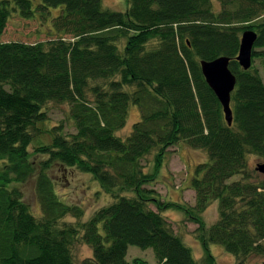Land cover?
Segmentation results:
<instances>
[{"label": "trees", "instance_id": "trees-1", "mask_svg": "<svg viewBox=\"0 0 264 264\" xmlns=\"http://www.w3.org/2000/svg\"><path fill=\"white\" fill-rule=\"evenodd\" d=\"M218 1L219 10L212 0H127L116 11L103 0H40L36 9L31 0H0V264H148L127 259L130 245L151 248L157 264H216L211 243L234 264L264 256V179L248 167L249 155L264 158V0ZM52 8L55 37L1 40L12 11L49 18ZM246 30L257 33L249 69L236 60ZM223 55L236 76L231 125L200 64ZM49 102L69 105L75 130L52 126L51 142L34 148L46 156L36 162L30 147ZM131 105L140 118L123 139L116 132ZM181 142L208 154L191 178L193 205L153 187ZM53 163L91 174L113 201L83 221L79 205L59 198L47 173ZM32 176L40 216L19 186ZM214 201L218 218L208 225L203 213ZM168 209L197 224L201 259L173 230ZM79 243L91 256L76 259Z\"/></svg>", "mask_w": 264, "mask_h": 264}, {"label": "rangeland", "instance_id": "rangeland-1", "mask_svg": "<svg viewBox=\"0 0 264 264\" xmlns=\"http://www.w3.org/2000/svg\"><path fill=\"white\" fill-rule=\"evenodd\" d=\"M36 9L40 0H31ZM215 10L220 9L218 0H212ZM103 5L116 11H126L128 7L127 0H103ZM58 9L52 8L49 18H42L38 12L31 19H24L20 16L18 10L12 11L5 33L1 40H17L28 43L46 41L56 36L52 27V18L56 15ZM259 60L255 61L258 65ZM264 79V73L261 71ZM49 120L38 124L41 132L37 133L30 149L40 144H48L52 140V134L49 129L54 125H62L66 133L74 132V124L69 115V105L67 103L49 102L45 105ZM140 118L139 108L135 105L130 106L129 115L125 126L116 132L121 138H126L132 129L133 124ZM167 153L164 165L159 170L156 182L153 187L157 189L162 198L180 203L193 205L195 202V191L191 188V178L195 167L208 160V154L203 149H195L188 144L181 142L170 147ZM32 159L40 162L46 156L33 152ZM153 155H149L144 162H147L146 170L151 171L153 167ZM259 163H264V158L249 155V170H256ZM48 175L55 182V190L59 198L67 204H77L84 210L83 221L88 220L95 210L112 202V197L105 193L98 181L93 179L91 174L82 172L75 167L64 168L58 164H51L47 169ZM255 179H264V174L259 171L254 173ZM23 191L24 200L30 206L35 216L41 215V206L36 192L35 176L28 178L19 185ZM153 209H156L151 204ZM170 222L175 233L180 235L185 243L191 247L194 256L201 259L204 255V247L201 241L196 237L195 229L197 224L189 220L184 212L179 209H168L162 212ZM206 224L211 225L218 218V201L212 202L203 213ZM65 220H75L72 216H66ZM210 251L214 255L216 264H234L235 256L227 252L220 244L211 243ZM92 249L83 243H79L74 249L76 259L91 256ZM145 259L148 264H157L154 252L151 248L142 249L135 245H130L127 259L132 262L134 258ZM248 264H264V256L252 255L248 258Z\"/></svg>", "mask_w": 264, "mask_h": 264}, {"label": "water", "instance_id": "water-1", "mask_svg": "<svg viewBox=\"0 0 264 264\" xmlns=\"http://www.w3.org/2000/svg\"><path fill=\"white\" fill-rule=\"evenodd\" d=\"M257 39V33L246 30L241 35L239 53L236 60L244 69L252 65V50ZM230 58L219 56L213 60L202 59L200 61L202 73L208 85L213 89L223 106V112L228 125L233 122V111L231 107V93L235 88L236 76L229 68ZM256 170L264 174V163H259Z\"/></svg>", "mask_w": 264, "mask_h": 264}]
</instances>
